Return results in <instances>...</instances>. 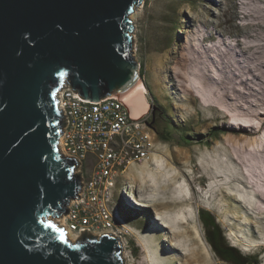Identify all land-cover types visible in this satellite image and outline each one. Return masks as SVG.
Returning <instances> with one entry per match:
<instances>
[{"label":"rangeland","instance_id":"obj_1","mask_svg":"<svg viewBox=\"0 0 264 264\" xmlns=\"http://www.w3.org/2000/svg\"><path fill=\"white\" fill-rule=\"evenodd\" d=\"M130 17L139 83L147 88L142 116L149 122V106H158L172 139L160 140L148 123L155 159L116 179L117 190L125 186L142 199L134 204L123 193L114 200L123 219L122 264H186L184 255L198 243L209 264H224L205 238L198 208L210 210L242 252H260L264 264V0H143ZM223 74L241 83L237 116L256 133L241 134L231 124V82ZM208 75L213 78L200 91ZM83 166L89 173L92 163ZM156 212L168 227L154 228ZM169 230L183 232L172 242L178 250L164 240Z\"/></svg>","mask_w":264,"mask_h":264},{"label":"water","instance_id":"obj_2","mask_svg":"<svg viewBox=\"0 0 264 264\" xmlns=\"http://www.w3.org/2000/svg\"><path fill=\"white\" fill-rule=\"evenodd\" d=\"M142 2L0 0V264H122L119 234L72 240L53 220L83 184L59 148L56 94L96 101L141 81L130 14Z\"/></svg>","mask_w":264,"mask_h":264},{"label":"built area","instance_id":"obj_3","mask_svg":"<svg viewBox=\"0 0 264 264\" xmlns=\"http://www.w3.org/2000/svg\"><path fill=\"white\" fill-rule=\"evenodd\" d=\"M56 96L63 116L59 148L78 160L75 171H81L83 183L80 197L67 204L63 226L76 237L81 229L120 235L123 219L114 200L135 192L125 186L117 190L116 179L128 166L154 160L155 133L146 117L132 115L129 105L115 95L94 101L63 86ZM88 161L92 163L89 173L83 166Z\"/></svg>","mask_w":264,"mask_h":264},{"label":"trees","instance_id":"obj_4","mask_svg":"<svg viewBox=\"0 0 264 264\" xmlns=\"http://www.w3.org/2000/svg\"><path fill=\"white\" fill-rule=\"evenodd\" d=\"M191 59L190 56L181 54V60ZM213 76H207L206 79H203L200 83V91H203L205 85L207 82H209ZM223 80H228L231 82V91L229 95H227V99L231 100L236 99L237 102L230 103L227 100L228 110L229 111H235V114L232 115L235 118V121L231 123L232 125H239L241 128V134L245 133H256L255 130H251L252 128L247 127L243 123H241V120L238 119L239 116H237L238 112L237 109H240L239 102L241 100V92L238 91V86H241V83H238L236 81L235 77H228L225 74H223V78H220ZM197 90V92H199ZM200 93V92H199ZM199 95V94H198ZM233 96V98H232ZM226 103V102H225ZM156 114L154 121L149 120V124L154 129V131L157 133L160 140L167 142L172 139V131L169 128V122L166 119V117L163 115V112L160 110L158 106H155ZM234 109V110H233ZM157 110H158V117H157ZM148 121V120H147ZM218 126H214L211 129V134L216 133V135L219 133L217 131ZM198 136H203L202 134H199ZM199 137V138H200ZM247 167V166H246ZM249 176L252 180V182L255 184L256 182L253 180L252 174L247 168ZM198 217L203 225L205 238L210 244L212 250L217 255V257L223 261L224 264H260V252H253V253H245L242 252L239 248L231 244L228 239L225 236V231L221 227V224L217 221L215 215L208 209L204 208H198Z\"/></svg>","mask_w":264,"mask_h":264},{"label":"bare ground","instance_id":"obj_5","mask_svg":"<svg viewBox=\"0 0 264 264\" xmlns=\"http://www.w3.org/2000/svg\"><path fill=\"white\" fill-rule=\"evenodd\" d=\"M146 89L147 88H145V86L143 84L138 83V85L136 87H134L132 90L128 91L127 93H125L123 95V98L127 102V104L129 105L131 111L133 112V114H136L137 116H139V114H142L143 112H145L146 109H147L148 102H147V99H146V96H145ZM245 186L248 187V184H245ZM134 194L133 193H129L128 198L130 199V201L134 202V204L142 205L141 198L137 197ZM251 196H252L253 201H254L253 202L254 204H252V212L257 214L258 213L257 212V203L255 202L256 195H254L253 192H251ZM53 220L56 223H58V225L63 226L64 216L62 215V217L56 218V219H53ZM161 220H162L161 214L159 212H156V219L154 220V222H155L154 223V228L155 227L156 228L168 227L166 224L161 222ZM66 233H67L68 237L71 238L72 240H75L77 238L75 235L71 234L69 231H67ZM180 235H183V232L170 231V235L168 237H165L164 240L168 241V244L170 245L171 248H174L175 250H178L179 248L176 245H173L172 242L174 241V239L176 237H178ZM255 235H257V234H255ZM196 242L198 243V241H196ZM184 246H185V244H184ZM184 256H185L186 264H192V263L209 264V260H208L207 254L203 250V247L199 243H198L197 249L191 250L188 254H186Z\"/></svg>","mask_w":264,"mask_h":264},{"label":"crops","instance_id":"obj_6","mask_svg":"<svg viewBox=\"0 0 264 264\" xmlns=\"http://www.w3.org/2000/svg\"><path fill=\"white\" fill-rule=\"evenodd\" d=\"M154 159H155V154H154ZM137 166L138 165H136V164H132V165H130V166L127 167V169L125 170V172L131 174L133 171L137 170Z\"/></svg>","mask_w":264,"mask_h":264},{"label":"flooded vegetation","instance_id":"obj_7","mask_svg":"<svg viewBox=\"0 0 264 264\" xmlns=\"http://www.w3.org/2000/svg\"><path fill=\"white\" fill-rule=\"evenodd\" d=\"M155 114H156V109L153 108L150 112V117H151V120L154 121V118H155Z\"/></svg>","mask_w":264,"mask_h":264}]
</instances>
